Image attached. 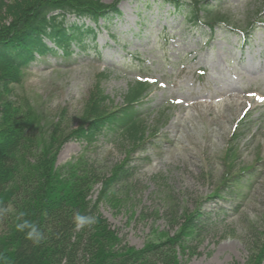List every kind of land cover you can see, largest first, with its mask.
I'll use <instances>...</instances> for the list:
<instances>
[{
    "label": "rangeland",
    "instance_id": "rangeland-1",
    "mask_svg": "<svg viewBox=\"0 0 264 264\" xmlns=\"http://www.w3.org/2000/svg\"><path fill=\"white\" fill-rule=\"evenodd\" d=\"M200 1L229 26L212 34L161 0H124L86 50L75 48L68 60L37 57L15 93L50 123L67 109L65 124L74 129L98 77L116 108L132 83L149 80L146 121L153 127L163 114L167 122L128 159L126 174L110 188L117 201L101 200L99 214L124 244L141 250L173 237L184 216L200 210L195 234L178 251L180 264H248L264 233V0ZM233 147L240 180L223 187L224 154ZM81 156L102 177L127 159L120 141L103 132L89 144L66 143L56 165ZM101 189L94 187V202ZM219 189L222 197L214 196Z\"/></svg>",
    "mask_w": 264,
    "mask_h": 264
},
{
    "label": "trees",
    "instance_id": "trees-1",
    "mask_svg": "<svg viewBox=\"0 0 264 264\" xmlns=\"http://www.w3.org/2000/svg\"><path fill=\"white\" fill-rule=\"evenodd\" d=\"M123 1L0 0V216L5 229L0 235V264H180L178 251L184 250L186 237L195 234L200 210L186 214L173 237L138 250L124 244L98 211L101 200L115 204L117 198L110 188L126 174L128 159L161 136L167 122L163 114L153 127L146 121L147 109L142 106L153 89L149 81L132 83L123 105L116 108L98 77L74 129L65 124L67 109L50 123L28 98L15 93L37 57L60 55L68 60L75 48L86 50V40L97 37L101 21L106 23L120 14ZM161 1L195 29L206 28L213 34L218 27L230 24L228 17L207 1ZM103 132L117 138L127 154L125 163L115 167L110 177H102L84 156L57 167V157L66 143L81 140L89 144ZM238 138L235 134L232 142ZM236 158L237 148L224 154L223 187L240 180V175L233 176ZM97 184H102V189L94 202ZM214 196L222 197V189ZM77 211L94 216L96 223L76 230L72 217ZM24 221L34 223L44 234L39 245L26 239L27 229H18ZM263 263L264 233L248 264Z\"/></svg>",
    "mask_w": 264,
    "mask_h": 264
},
{
    "label": "clouds",
    "instance_id": "clouds-1",
    "mask_svg": "<svg viewBox=\"0 0 264 264\" xmlns=\"http://www.w3.org/2000/svg\"><path fill=\"white\" fill-rule=\"evenodd\" d=\"M72 223L76 230L84 229L85 227H91L96 223V218L90 215H84L80 212H75L72 217ZM18 229L26 232V239L30 240L33 245H39L44 240V234L39 230V228L30 221H24L17 225Z\"/></svg>",
    "mask_w": 264,
    "mask_h": 264
}]
</instances>
